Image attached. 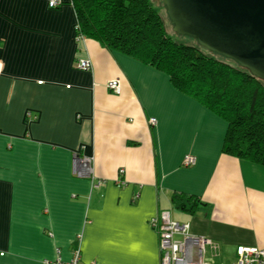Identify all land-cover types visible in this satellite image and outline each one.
I'll use <instances>...</instances> for the list:
<instances>
[{
  "label": "crops",
  "instance_id": "1",
  "mask_svg": "<svg viewBox=\"0 0 264 264\" xmlns=\"http://www.w3.org/2000/svg\"><path fill=\"white\" fill-rule=\"evenodd\" d=\"M48 1L0 0V264L68 261L76 248L85 264H160L161 211L217 244L208 264L264 250V166L225 155L222 119L164 74L78 39L70 0ZM74 156L90 158L93 180L73 175ZM175 193L199 209L177 210Z\"/></svg>",
  "mask_w": 264,
  "mask_h": 264
},
{
  "label": "trees",
  "instance_id": "2",
  "mask_svg": "<svg viewBox=\"0 0 264 264\" xmlns=\"http://www.w3.org/2000/svg\"><path fill=\"white\" fill-rule=\"evenodd\" d=\"M70 4L78 36L167 76L174 90L225 122V155L264 166L262 80L225 58L175 44L151 0H70ZM171 201L181 212L194 214L199 209L193 196L175 193Z\"/></svg>",
  "mask_w": 264,
  "mask_h": 264
},
{
  "label": "water",
  "instance_id": "3",
  "mask_svg": "<svg viewBox=\"0 0 264 264\" xmlns=\"http://www.w3.org/2000/svg\"><path fill=\"white\" fill-rule=\"evenodd\" d=\"M174 33L264 82V0H162Z\"/></svg>",
  "mask_w": 264,
  "mask_h": 264
},
{
  "label": "built area",
  "instance_id": "4",
  "mask_svg": "<svg viewBox=\"0 0 264 264\" xmlns=\"http://www.w3.org/2000/svg\"><path fill=\"white\" fill-rule=\"evenodd\" d=\"M61 0H49L48 8L54 9L60 6ZM77 28V26H76ZM82 39V36H78ZM77 67L82 71L90 69V63L87 60H80ZM2 64L0 63V72ZM108 90L118 95L120 93V86L117 80H111L106 84ZM155 119L150 118L149 123L154 125ZM183 165L186 167L193 166L196 161L195 158L185 155L182 159ZM123 173L122 170L119 171ZM73 175L78 178H92V170L90 165V158H79L74 156L73 159ZM102 182L96 180L92 183L93 189H98ZM151 226L155 229L158 236V246L160 250V264H208L204 261V253L206 247H210L213 252L218 249L217 244L209 239L201 237H194L190 235L189 224H180L171 219L168 211L159 212L150 221ZM235 257L230 263L226 264H264V250L257 247L238 246L234 250ZM193 254L197 255V261L193 260ZM43 264H85L80 261L79 248L72 252V256L68 261H62L56 258L53 261H44ZM94 264V263H88Z\"/></svg>",
  "mask_w": 264,
  "mask_h": 264
},
{
  "label": "rangeland",
  "instance_id": "5",
  "mask_svg": "<svg viewBox=\"0 0 264 264\" xmlns=\"http://www.w3.org/2000/svg\"><path fill=\"white\" fill-rule=\"evenodd\" d=\"M151 2H152V7L157 11L159 16L162 18L163 23L165 24L166 34H168L170 39L175 44L177 43V44L184 45V46H188L189 45V46L197 47L198 49L200 48V47H198V44L192 38H190L188 36L187 37L181 36V35L176 34V33L173 32L171 23L169 22V20L167 18L166 11H165L164 7L162 6V0H151ZM201 50H203V49H201ZM203 51H205V50H203ZM206 53L208 55H213V56L217 57L216 55H214L212 53L211 54H209L208 52H206ZM225 61L227 62V60H225ZM228 63H230V62L228 61Z\"/></svg>",
  "mask_w": 264,
  "mask_h": 264
}]
</instances>
